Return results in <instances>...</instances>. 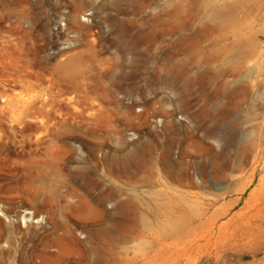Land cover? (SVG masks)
<instances>
[{
	"label": "rangeland",
	"instance_id": "1",
	"mask_svg": "<svg viewBox=\"0 0 264 264\" xmlns=\"http://www.w3.org/2000/svg\"><path fill=\"white\" fill-rule=\"evenodd\" d=\"M262 129L264 0H0V264H264Z\"/></svg>",
	"mask_w": 264,
	"mask_h": 264
},
{
	"label": "bare ground",
	"instance_id": "2",
	"mask_svg": "<svg viewBox=\"0 0 264 264\" xmlns=\"http://www.w3.org/2000/svg\"><path fill=\"white\" fill-rule=\"evenodd\" d=\"M63 68L64 69L68 68V64H64ZM210 70L211 69H209V71ZM211 74H213V72H211ZM174 91H175L174 92V96H175L174 100L177 104H179V102L181 100L182 85L180 83V80H178V79L175 80ZM236 126H237V121L233 119L231 122L232 131H231L230 136H231V138L233 137L234 139H237V137L239 135V130L237 129ZM36 141L39 143L42 141V138H37ZM244 144H245V146H247V147H249L255 151V156L257 157V159L262 161V163L264 165V129H262L261 131H259L255 135H252V136L248 137L247 139H245ZM16 181H17V179L14 178L13 176H4V175L0 174V188H1V185L3 183L12 184ZM32 182H33L35 190H36L35 198H37V197L39 198L41 196V194H43V192L45 191V188H46L45 187V181H43L41 177L36 176L32 179ZM0 214H5L1 208H0ZM32 214H33L32 210L25 209V211L21 215V218H23L25 220H29L32 217ZM3 239H4V235H2V230L0 228V242ZM0 253L1 254H10V250L0 248Z\"/></svg>",
	"mask_w": 264,
	"mask_h": 264
}]
</instances>
